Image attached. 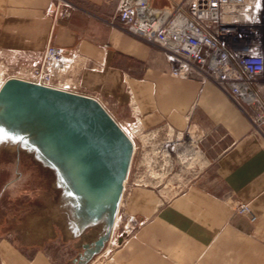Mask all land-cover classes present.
<instances>
[{
  "label": "crops",
  "instance_id": "crops-1",
  "mask_svg": "<svg viewBox=\"0 0 264 264\" xmlns=\"http://www.w3.org/2000/svg\"><path fill=\"white\" fill-rule=\"evenodd\" d=\"M70 1L71 15L54 18L46 12L50 0H0L4 76L26 77L47 42L69 48L75 58L63 75L67 86L103 99L113 117L135 124L142 150L148 135L161 144L160 127L174 132L173 150L160 148L157 170L171 165L186 176L184 189L168 194L157 188V175L150 187L127 186V175L123 209L143 223L120 246L106 242L86 264H264V131L253 127L254 108L238 106L210 81L171 76L162 51L110 22L119 0ZM13 156L16 165L26 164L27 154L2 151L0 171ZM241 202L254 220L236 211ZM48 219L36 214L14 236L1 217L0 264H73L81 246L44 245L64 236Z\"/></svg>",
  "mask_w": 264,
  "mask_h": 264
},
{
  "label": "built area",
  "instance_id": "built-area-1",
  "mask_svg": "<svg viewBox=\"0 0 264 264\" xmlns=\"http://www.w3.org/2000/svg\"><path fill=\"white\" fill-rule=\"evenodd\" d=\"M161 1L163 4L158 6L149 0H119L110 22L118 20L123 30L162 51L171 76L210 81L238 106H252L253 127L263 132L264 0ZM73 6L70 0H50L46 12L54 18L69 17ZM74 58L69 48L47 42L30 59L24 78L71 90L63 75ZM122 127L133 141L130 124ZM126 183L125 180L117 219L107 241L109 246L125 241L143 223L122 205L127 186L146 185V178L138 173L127 186ZM236 211L255 219L248 203L237 204Z\"/></svg>",
  "mask_w": 264,
  "mask_h": 264
},
{
  "label": "water",
  "instance_id": "water-1",
  "mask_svg": "<svg viewBox=\"0 0 264 264\" xmlns=\"http://www.w3.org/2000/svg\"><path fill=\"white\" fill-rule=\"evenodd\" d=\"M133 145L94 96L17 76L0 85V152H22L51 172L67 213L61 228L65 238L96 231L80 243L73 264H86L108 241Z\"/></svg>",
  "mask_w": 264,
  "mask_h": 264
},
{
  "label": "rangeland",
  "instance_id": "rangeland-1",
  "mask_svg": "<svg viewBox=\"0 0 264 264\" xmlns=\"http://www.w3.org/2000/svg\"><path fill=\"white\" fill-rule=\"evenodd\" d=\"M3 72L4 70L0 66V82L3 81L4 78H6ZM99 99L102 101L106 109L111 112L112 110H110V105L108 103H105L103 99ZM114 118L120 123L121 126L127 125V123L121 122V120L119 118H116V116H114ZM130 127V132L133 134V140L135 141L137 148L133 152L128 173V181L130 182V180L132 179L133 172L135 175L140 173V175H142L143 177L145 176L147 181V187H150L153 177L157 175L158 179L160 181L162 180L159 186H157V188L162 189L163 192L166 191L168 194H172L180 192L182 189H184V185L186 184L184 180L186 179V176L184 172H182V170L177 171L174 166L172 168L171 165H168L169 167L164 169L163 171L157 170L161 167L158 165V163L164 161L163 157H161L160 154L161 151L159 152V147L161 145H166V150L170 153V151L173 150L174 147V132H172L166 127H160L158 129V133L162 136V139L160 141L161 144H159V141H149V139L152 138V135H148L149 139H145L147 142L144 144V149L142 150L141 144L138 140V128L135 124H130ZM169 153H167V155ZM169 155V157H171L172 159V155ZM139 157H141L142 164L138 167V165L136 164L138 162ZM25 158L27 159L26 164L24 163V165L21 166V164L16 165L15 157L13 156L11 165H7V168H10L11 171H9L8 169L0 171V218L6 216V223L8 229L12 231L11 233L14 236H20L21 234L23 235L24 227H22V224L24 222L26 223V221H28L31 217L36 214L45 215L49 217L48 220L51 221L54 226H56V229L63 228V218L66 217L67 213L66 209L58 202L59 190L52 186L53 175L50 171L46 169H41L39 165L31 159L29 155H27V157L25 156ZM173 162L174 160H172V163ZM179 162H181V160H179ZM19 169H21L22 172L19 171ZM156 172L158 173L156 174ZM173 173L176 174H174L173 178H170ZM168 177L170 178V180L166 182V179L164 178ZM6 179L7 184H5V186H2V182ZM129 192L130 188L126 191L124 196L126 197ZM123 208L124 206L122 205V209ZM116 219L117 218L115 217V221ZM132 233H130V235ZM95 234V229H91L89 233L83 234L81 238L64 239L63 235H61V237L56 236L44 242V245L80 246L81 242L94 237ZM44 238H47V236H44ZM123 242L124 240L116 245L112 244L111 246H120ZM58 253V248L54 249L53 254L57 258L60 254ZM64 258L65 260H68L69 256L67 255Z\"/></svg>",
  "mask_w": 264,
  "mask_h": 264
},
{
  "label": "bare ground",
  "instance_id": "bare-ground-1",
  "mask_svg": "<svg viewBox=\"0 0 264 264\" xmlns=\"http://www.w3.org/2000/svg\"><path fill=\"white\" fill-rule=\"evenodd\" d=\"M2 82H3V81H2ZM1 84H2V83H1ZM1 84H0V85H1ZM101 104H103V103H101ZM121 128L123 129L122 126H121ZM123 131H124V129H123ZM125 131H126V130H125ZM125 131H124V132H125ZM125 133H126V132H125ZM129 136H130V134H129ZM8 145H9L10 147H13V144H11V143L8 144ZM60 217H61V216H60ZM37 220H38V219H37ZM46 223H47V222H46ZM65 232H66V234H70V232H72V231H71V229L68 227V228L65 229Z\"/></svg>",
  "mask_w": 264,
  "mask_h": 264
}]
</instances>
